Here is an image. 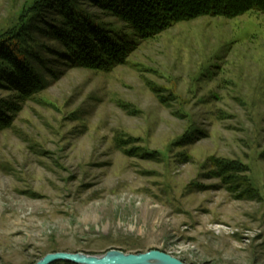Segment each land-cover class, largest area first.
<instances>
[{"label":"rangeland","instance_id":"1","mask_svg":"<svg viewBox=\"0 0 264 264\" xmlns=\"http://www.w3.org/2000/svg\"><path fill=\"white\" fill-rule=\"evenodd\" d=\"M49 6L0 0V52L32 51L43 85L0 84V264L152 249L264 264V13L178 22L107 72L59 54Z\"/></svg>","mask_w":264,"mask_h":264},{"label":"trees","instance_id":"2","mask_svg":"<svg viewBox=\"0 0 264 264\" xmlns=\"http://www.w3.org/2000/svg\"><path fill=\"white\" fill-rule=\"evenodd\" d=\"M89 1L91 6L118 19L122 26L103 24L97 14L83 8L77 0H50V9L58 15L51 29L63 48L59 54L66 57L71 66L107 72L126 64L139 42L159 35L178 22L202 16L233 18L248 11L264 13V0ZM4 42L8 43L6 39H0L1 46ZM3 50L2 57L6 58L3 59L10 58L13 63H0V84L7 82L20 98L30 97L43 86L40 72L30 60L33 52H17L14 59L9 51ZM8 118L6 104L0 101V127Z\"/></svg>","mask_w":264,"mask_h":264},{"label":"water","instance_id":"3","mask_svg":"<svg viewBox=\"0 0 264 264\" xmlns=\"http://www.w3.org/2000/svg\"><path fill=\"white\" fill-rule=\"evenodd\" d=\"M59 261L73 264H188L171 254L157 249L137 253L111 250L102 255L61 251L49 253L35 264H53Z\"/></svg>","mask_w":264,"mask_h":264}]
</instances>
